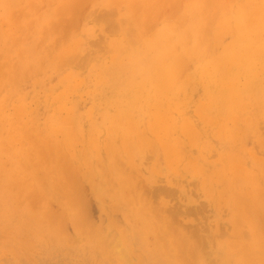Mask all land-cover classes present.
Wrapping results in <instances>:
<instances>
[{
  "label": "rangeland",
  "instance_id": "rangeland-1",
  "mask_svg": "<svg viewBox=\"0 0 264 264\" xmlns=\"http://www.w3.org/2000/svg\"><path fill=\"white\" fill-rule=\"evenodd\" d=\"M263 1L0 0V264L264 258Z\"/></svg>",
  "mask_w": 264,
  "mask_h": 264
},
{
  "label": "bare ground",
  "instance_id": "bare-ground-1",
  "mask_svg": "<svg viewBox=\"0 0 264 264\" xmlns=\"http://www.w3.org/2000/svg\"><path fill=\"white\" fill-rule=\"evenodd\" d=\"M179 1V0H178ZM181 1V0H180ZM263 1V0H262ZM77 2V1H76ZM79 2V1H78ZM81 2V1H80ZM167 2V1H166ZM209 2H210V0H209ZM217 2V1H216ZM264 2V1H263ZM218 3V2H217ZM217 3H216V6L218 7V5H217ZM78 4V3H77ZM76 3L74 4V5H70V6H67V8H63L62 10H60V13L62 14V15H67L69 12H71V10H75L74 9V7L75 8H77L78 7V5L80 4H78L77 5ZM177 4H179V3H177ZM212 4H213V2H212ZM219 4V3H218ZM181 5V4H180ZM211 6V5H210ZM209 6V7H210ZM80 7V6H79ZM78 7V8H79ZM224 7V6H223ZM227 7V6H226ZM42 8V7H41ZM77 8V9H78ZM122 8V7H121ZM123 8H125V7H123ZM171 8H173V5L170 7V9ZM174 8H176V5H174ZM177 8L179 9L180 7H178L177 6ZM211 8V7H210ZM247 8V7H246ZM76 9V10H77ZM82 9V8H81ZM114 9V8H113ZM112 9V10H113ZM181 9V8H180ZM225 9V8H224ZM110 10V9H109ZM109 10L107 11V12H109ZM154 10H156V9H154ZM38 11V10H37ZM78 11V10H77ZM105 11V10H104ZM150 11H152V10H150ZM169 11V10H168ZM225 11H227V10H225ZM75 11H73L72 13H73V15L75 14L74 13ZM174 12V11H173ZM243 12V11H242ZM100 13V12H99ZM102 13V12H101ZM114 13H116V12H114ZM153 13V12H152ZM159 13V12H158ZM247 13V12H246ZM88 14V13H87ZM93 14H95V13H93ZM102 14H105V12H103ZM111 14H113V12L111 13L110 12V15ZM149 14H151V13H149ZM168 14V13H167ZM258 14V13H257ZM96 15V14H95ZM108 15L107 17L109 18V17H113V15ZM156 15V14H155ZM159 15V14H158ZM169 15V14H168ZM181 15V14H180ZM214 15V14H213ZM75 18V16H72L71 15V18ZM88 17V16H87ZM155 17V16H154ZM209 17V16H208ZM247 17V16H246ZM253 17V16H252ZM91 18V17H90ZM105 18H106V16H105ZM231 18V17H230ZM255 18V17H254ZM103 19V18H102ZM101 19V20H102ZM159 19H161V18H159ZM179 19V18H178ZM207 19V18H206ZM235 19V18H234ZM77 20V19H76ZM90 20V19H89ZM91 20H93L92 18H91ZM104 20V19H103ZM109 20H110V18H109ZM124 20H126V19H124ZM209 20V19H208ZM207 20V21H208ZM212 20V19H211ZM237 20V19H236ZM247 20V19H246ZM246 20H245V22H246ZM251 20V19H250ZM263 20V19H262ZM105 21V20H104ZM120 21H123V20H120ZM147 21V20H146ZM217 21V20H216ZM229 21V20H228ZM109 22V21H108ZM111 22V21H110ZM113 22L114 21H112L111 22V24L113 25ZM145 22V21H144ZM159 22V21H158ZM224 22V21H223ZM222 22V23H223ZM238 22H239V20H238ZM76 23H77V21H76ZM105 23H107L106 21H105ZM155 23H156V21H155ZM174 23V22H173ZM181 23V22H180ZM125 24V23H124ZM140 24V23H139ZM240 24V23H239ZM8 25L9 26H12V24H11V22L9 21L8 22ZM78 25V24H77ZM110 25V24H109ZM111 25V26H112ZM143 25V24H142ZM207 25V24H206ZM222 25V24H221ZM241 25V24H240ZM151 26V25H150ZM235 26V25H234ZM242 26V25H241ZM5 27V26H4ZM66 27V26H65ZM64 27V28H65ZM116 27V26H115ZM147 27V26H146ZM181 27V26H180ZM226 28H227V26H225ZM238 27V26H237ZM249 28H250V25L248 26ZM114 28V27H113ZM112 28V29H113ZM151 28V27H150ZM236 28V27H235ZM239 28V27H238ZM242 28V27H241ZM246 28H247V26H246ZM132 29V28H131ZM130 29V30H131ZM208 29V28H207ZM206 29V30H207ZM214 29V28H213ZM212 29V30H213ZM248 29V28H247ZM17 30V29H16ZM67 30V29H66ZM133 30V29H132ZM175 30V29H174ZM243 30V29H242ZM18 31V30H17ZM16 31V32H17ZM23 31V30H22ZM68 31V30H67ZM67 31H65L66 33H67ZM130 32V31H129ZM17 33H19V32H17ZM165 33V32H164ZM20 34H22L21 33V31H20ZM65 34V33H64ZM205 34L207 35V32H205ZM67 35V34H66ZM125 35V34H124ZM131 35V34H130ZM165 35V34H164ZM204 35V34H203ZM25 36H27V35H25ZM63 36V35H62ZM65 36V35H64ZM126 36V35H125ZM205 36V35H204ZM204 36H202V37H204ZM209 36H210V34H209ZM47 37V36H46ZM66 37V36H65ZM131 37V36H130ZM220 37V36H219ZM241 37V36H240ZM19 38H20V36H19ZM116 38V37H115ZM137 38V37H136ZM151 38H153V37H151ZM169 38V37H168ZM28 39V38H27ZM66 39V38H65ZM127 39L129 40V37H127ZM130 39H132V37L130 38ZM159 39V38H158ZM19 40V39H18ZM63 40V39H62ZM202 40V39H201ZM43 41V40H42ZM57 41V40H56ZM132 41H133V39H132ZM131 41V42H132ZM101 42V41H100ZM124 42V41H123ZM126 42V41H125ZM167 42H168V39H167ZM188 42V41H187ZM203 42V41H202ZM8 43V42H7ZM60 43V42H59ZM90 44V43H89ZM201 44V43H200ZM210 44V43H209ZM158 46V45H157ZM215 46V45H214ZM218 46V45H217ZM63 47V46H62ZM199 47H200V45H199ZM123 49V48H122ZM213 49V48H212ZM177 50V49H176ZM171 52H173V51H171ZM263 53L262 54H258L259 55V59H260V62H261V64L263 65V67H264V50L262 51ZM166 55V54H165ZM170 55L172 56V55H174V54H171L170 53ZM169 55V56H170ZM1 56V55H0ZM169 56H165V57H169ZM175 56V55H174ZM73 58H75V57H73ZM167 58H165V61H166V59ZM170 59V58H169ZM233 61H237L238 63H243V62H247L248 60H241L238 56L237 57H233V59H232ZM175 61V60H174ZM70 62V61H69ZM87 62V61H86ZM158 62V61H157ZM163 63H164V61H162ZM71 63V62H70ZM227 64H229V62H227V61H224L223 62V65H225L226 67H227ZM247 65L248 64H243V66H242V70L241 71H243V70H245V69H248L247 68ZM173 66V65H172ZM257 66V65H256ZM169 67V66H168ZM258 67V66H257ZM0 69H2V66H0ZM256 69V68H255ZM246 72H247V70H246ZM4 74V73H3ZM160 75H161V73H160ZM165 75V74H164ZM163 75V76H164ZM167 75V78H171L168 74H166ZM162 76V75H161ZM171 76H173V75H171ZM172 79V78H171ZM11 81V80H10ZM166 81L168 82V80L166 79ZM163 83H165L166 84V82H163ZM169 83V82H168ZM167 83V84H168ZM230 84H233V82H231ZM162 86H163V84H162ZM165 86L166 85H164V87L163 88H165ZM168 86V85H167ZM224 88H226L227 90H228V92H231V89H233V85L232 86H222L220 89H222V90H225ZM163 91V90H162ZM143 94V93H142ZM244 99V98H243ZM235 113V112H234ZM237 116V115H236ZM242 118V117H241ZM51 127V126H50ZM51 131V130H50ZM10 141V140H9ZM11 142V141H10ZM9 143V142H8ZM17 143V142H16ZM22 144V143H21ZM24 153V152H23ZM26 154V153H25ZM24 156V155H23ZM109 157V156H108ZM33 159V158H32ZM1 169V168H0ZM12 170V169H11ZM5 172V171H4ZM3 172V173H4ZM11 172V171H10ZM2 173V174H3ZM15 173V172H14ZM0 174H1V172H0ZM262 174V173H261ZM27 175V174H26ZM250 175V174H249ZM259 175H260V173H259ZM259 175L257 174V178L259 177ZM28 176V175H27ZM15 177V176H14ZM248 177V176H247ZM250 177V176H249ZM251 177H252V175H251ZM12 179H14L15 180V178H13V177H11ZM239 179H241V178H239ZM245 179V178H244ZM7 180V179H6ZM31 180V179H30ZM246 180V179H245ZM134 181V180H133ZM249 183H250V181H249ZM255 186V185H254ZM238 187V186H237ZM34 188V187H33ZM255 188V187H254ZM28 189V188H27ZM30 192V191H29ZM40 192V191H39ZM38 192V193H39ZM264 194V193H263ZM28 195H30V194H28ZM42 197V196H41ZM10 199H11V197H10ZM22 203V202H21ZM44 206V205H43ZM147 208V207H146ZM140 209V208H139ZM249 210H251V209H249ZM141 212V211H140ZM249 212V211H248ZM158 214V213H157ZM144 216V215H143ZM146 216V215H145ZM155 217V216H154ZM36 218V217H35ZM127 218V217H126ZM175 218V217H174ZM173 219V218H172ZM37 220V219H36ZM176 220H178L177 218H176ZM38 221H40V220H38ZM148 223V222H147ZM42 225V224H41ZM83 226V225H82ZM181 226H182V224H181ZM235 226V225H234ZM243 226V228H244V225H242ZM58 227V226H57ZM81 227V226H80ZM42 228H43V226H42ZM60 228V227H59ZM82 229H85V226H84V228L83 227H81ZM80 228V231L78 230V232L79 233H81V235H82V233L85 235L86 233H85V231H82V229ZM104 228V227H103ZM107 228V227H106ZM176 228V227H175ZM242 228V227H241ZM44 229V228H43ZM109 229V228H108ZM46 230V229H45ZM103 230V229H102ZM101 230V231H102ZM56 231V230H55ZM107 231H109V233H111V231L110 230H107ZM114 232H115V230H113ZM245 231V230H244ZM68 232V231H67ZM71 232V231H70ZM97 232V231H96ZM103 232H106V231H102V234H101V232H97V234L96 233H94V234H96V236L97 237H103V238H105V241H106V235L104 236L103 234ZM189 232V231H188ZM191 232V231H190ZM246 232V231H245ZM237 233V232H236ZM243 233V232H242ZM68 234V233H67ZM89 234V233H88ZM158 234V233H157ZM194 234V233H193ZM241 234V233H240ZM251 234V233H250ZM249 233H248V235H250ZM90 235L91 236H94V235H92V233H90ZM115 235V234H114ZM248 235H245L244 234V236H246V237H248L247 239H246V237H244L246 240H243V241H239L240 242V246H239V248L237 249L238 250V252L235 254L236 255V257H233V256H235V255H233V256H231V258H232V261L229 263V264H264V258H260L261 256H260V251L258 252H256V251H253V248L252 247H254L253 246V244H258L259 243V241H260V239H259V237H253V236H248ZM72 236V235H71ZM75 236V235H74ZM91 236H89V238L91 237ZM166 236V235H165ZM239 236V235H238ZM57 237H58V235H57ZM68 237V236H67ZM199 237V236H198ZM53 238V237H52ZM59 239H60V237H58ZM75 238V237H74ZM92 238V237H91ZM94 238V237H93ZM92 238V239H93ZM103 238H101V240L103 239ZM116 238H118V237H116ZM116 238H114V241L116 240ZM236 238V237H235ZM243 238V237H242ZM77 239V238H76ZM183 239V238H182ZM185 239V238H184ZM199 239V238H198ZM197 239V240H198ZM118 240V239H117ZM83 241V240H82ZM87 241V240H86ZM93 241V240H92ZM103 241H104V239H103ZM103 241H102V243H103ZM107 241H108V239H107ZM105 242V243H108L109 244V242L111 241V239H110V241H108V242ZM175 241V240H174ZM185 241V240H184ZM180 242V241H179ZM178 242V243H179ZM183 242V241H182ZM197 242V241H196ZM195 242V244H197ZM100 243V242H99ZM105 243H103L104 244V246L106 245ZM113 242L111 241L110 242V244H109V246H110V248L111 249H113L112 247V244ZM171 243V242H170ZM202 243V242H201ZM175 244V243H174ZM100 245H101V243H100ZM114 245V244H113ZM176 245V244H175ZM179 245H180V243H179ZM236 245V244H235ZM107 247H109L108 245H106ZM177 246V245H176ZM196 246V245H195ZM115 247V246H114ZM197 247V246H196ZM116 249V248H115ZM179 249V248H178ZM200 249V248H199ZM62 250V249H61ZM180 250V249H179ZM264 251V250H263ZM62 252V251H61ZM58 253V252H57ZM108 254H109V252H108ZM263 254H264V252H263ZM116 256L118 255V254H115ZM123 255V254H122ZM180 255V254H179ZM219 255V254H218ZM221 255H224V254H221ZM124 256V255H123ZM122 256V257H123ZM226 256V255H225ZM79 257V256H78ZM121 256H119V258H120ZM121 257V258H122ZM193 257V256H192ZM196 257V256H195ZM220 257H222V256H220ZM224 257V256H223ZM264 257V256H263ZM108 259V258H107ZM123 260H124V262H123V264L124 263H128L125 259H128V258H125L124 259V257L122 258ZM191 259H193V258H191ZM196 259V258H195ZM223 259V258H222ZM119 260V259H118ZM40 261V260H39ZM122 261V260H121ZM197 261V260H196ZM66 262V261H65ZM4 263H5V261H4ZM24 263V262H23ZM61 263V262H60ZM197 263V262H196ZM139 264V263H138ZM227 264H228V261H227Z\"/></svg>",
  "mask_w": 264,
  "mask_h": 264
}]
</instances>
